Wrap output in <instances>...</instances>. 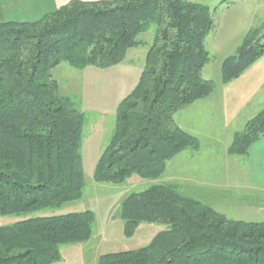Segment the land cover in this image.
Listing matches in <instances>:
<instances>
[{"label":"trees","instance_id":"trees-1","mask_svg":"<svg viewBox=\"0 0 264 264\" xmlns=\"http://www.w3.org/2000/svg\"><path fill=\"white\" fill-rule=\"evenodd\" d=\"M230 0H221L222 3ZM154 26L135 88L118 104L113 134L92 180L121 185L131 176L157 180L168 161L198 151L174 114L215 89L201 76L209 62L204 40L209 8L190 0H73L35 22L0 23V216L26 215L80 200L84 116L59 92L51 71L106 69L144 45ZM264 55V23L251 28L235 55L221 64V85ZM264 137V108L233 135L228 155L243 157ZM123 234L141 223L165 225L140 249L103 254L97 264H264V223L232 221L154 184L118 206ZM93 213L32 217L0 227V264H53L60 247L86 242Z\"/></svg>","mask_w":264,"mask_h":264},{"label":"rangeland","instance_id":"rangeland-1","mask_svg":"<svg viewBox=\"0 0 264 264\" xmlns=\"http://www.w3.org/2000/svg\"><path fill=\"white\" fill-rule=\"evenodd\" d=\"M190 1L206 6L211 12L213 26L204 40L209 62L202 69L201 76L219 87L222 61L235 55L249 29L264 23V0H230L225 3H221V0ZM154 31V26H151L147 32L138 35V41L150 44ZM147 46L128 51L122 63L106 69L89 67L77 70L61 63L51 71L60 94L69 98L84 116L80 146L85 183L82 196L78 201L57 208L26 215L0 216V227L32 217L92 212L94 221L89 240L61 246V259L53 264H97L99 255L147 246L156 234L166 228L163 224L141 223L132 237H125L123 222L118 216V206L126 196L154 184H163L160 180L163 176L157 180L131 176L121 185L100 184L92 180L99 156L113 134L117 106L138 83L145 64ZM182 185L177 184L178 192L191 198L186 195ZM198 199L204 204L203 199Z\"/></svg>","mask_w":264,"mask_h":264},{"label":"crops","instance_id":"crops-1","mask_svg":"<svg viewBox=\"0 0 264 264\" xmlns=\"http://www.w3.org/2000/svg\"><path fill=\"white\" fill-rule=\"evenodd\" d=\"M70 1L0 0V23L35 22ZM263 107L264 55L238 78L174 114L177 126L193 136L199 148L168 161L161 183L175 188L183 183L186 195L203 199L228 220L264 223V137L251 144L243 157L227 153L233 135Z\"/></svg>","mask_w":264,"mask_h":264}]
</instances>
